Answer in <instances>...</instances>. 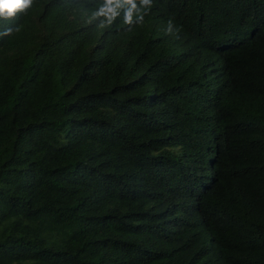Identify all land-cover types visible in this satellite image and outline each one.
Returning <instances> with one entry per match:
<instances>
[{
    "label": "trees",
    "instance_id": "16d2710c",
    "mask_svg": "<svg viewBox=\"0 0 264 264\" xmlns=\"http://www.w3.org/2000/svg\"><path fill=\"white\" fill-rule=\"evenodd\" d=\"M102 2L0 19V264H264V0Z\"/></svg>",
    "mask_w": 264,
    "mask_h": 264
},
{
    "label": "clouds",
    "instance_id": "9594fccd",
    "mask_svg": "<svg viewBox=\"0 0 264 264\" xmlns=\"http://www.w3.org/2000/svg\"><path fill=\"white\" fill-rule=\"evenodd\" d=\"M137 3L141 7L150 8L152 6V0H103L100 7L93 13V19H99L98 27L105 28L116 21L123 9V23L131 25L133 23V11L137 10ZM32 4L33 0H0V19L11 20L16 17L17 13L29 9ZM138 19L143 21V16L138 17ZM12 31V28H6L3 34H11ZM165 31L173 33L171 20L168 22ZM176 31H179V29H176Z\"/></svg>",
    "mask_w": 264,
    "mask_h": 264
}]
</instances>
